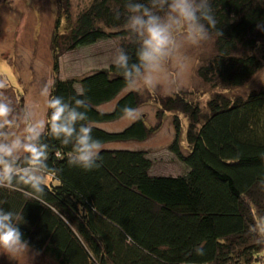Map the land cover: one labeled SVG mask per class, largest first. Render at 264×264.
Masks as SVG:
<instances>
[{
    "label": "trees",
    "instance_id": "trees-1",
    "mask_svg": "<svg viewBox=\"0 0 264 264\" xmlns=\"http://www.w3.org/2000/svg\"><path fill=\"white\" fill-rule=\"evenodd\" d=\"M152 7V0H91L66 30L57 19L51 40L54 83L50 99L60 97L69 108L87 112L79 127H93L102 141L99 168L69 166L72 143L64 145L49 124L35 141L44 146L47 169L44 204L27 199L21 191L0 188V208L24 217L21 230L31 248L55 264H254L264 250V87L230 97L215 93L207 110L177 91L159 97L157 124L145 117L119 131L102 123L123 116L125 106L139 108L145 99L139 91H126L124 69L111 63L82 77H61L60 58L104 40L119 38L120 54L137 63L140 40L125 30L126 5ZM217 19L210 34L215 54L197 73L207 84L241 88L264 66V0H209ZM222 32V35L219 33ZM82 93V94H80ZM83 100L86 107H77ZM115 101L114 108L100 106ZM173 117L174 138L169 150L184 162L180 174L155 175V162L146 150L117 148L116 142L145 141ZM52 110L48 108L47 120ZM188 119L187 146L182 145V121ZM109 145V147H108ZM186 149V150H185ZM27 153L16 156L26 165ZM261 241V243H257ZM203 252V254H199Z\"/></svg>",
    "mask_w": 264,
    "mask_h": 264
},
{
    "label": "rangeland",
    "instance_id": "rangeland-1",
    "mask_svg": "<svg viewBox=\"0 0 264 264\" xmlns=\"http://www.w3.org/2000/svg\"><path fill=\"white\" fill-rule=\"evenodd\" d=\"M91 0H0V102L9 105L8 116L10 123L0 128V142L10 143L19 137L24 141L25 129L37 120H47V101L50 99L51 87L54 83L53 54L51 40L60 17L62 31L66 30L67 17L74 21L78 14ZM176 48L164 62L163 71L158 74V81L153 88H147L137 80L126 87L139 91L145 103L137 110L145 117L148 125L157 124L154 103L159 97L171 95L177 91H188L189 97L207 110V102L215 93H223L230 97L247 94L253 89L264 87V66L241 88H225L220 85L212 86L205 83L198 75V67L215 54V37L199 46L187 45L182 30L173 33ZM119 38L101 41L91 46H85L71 52H65L60 58L61 77H82L95 70L106 68L116 61L120 55ZM187 65L179 68L178 62ZM47 87L48 95L42 94ZM154 101V102H153ZM115 101L99 107L102 111L114 108ZM175 113L165 115L163 125L157 133L145 141L116 142L117 148L146 150L150 152L155 162L152 173L155 175L180 174L187 170L184 162L175 158L169 150L175 134L173 117ZM182 121V145L188 147L186 129L188 119L180 114ZM132 120L122 118L102 123L107 130L119 131L127 127ZM45 128V127H44ZM41 130V132L44 130ZM108 145V147H109ZM186 150V149H185ZM25 152L20 151L16 156ZM259 262L264 264V250L259 254ZM0 264H55L43 253L28 250L15 257L0 254Z\"/></svg>",
    "mask_w": 264,
    "mask_h": 264
},
{
    "label": "clouds",
    "instance_id": "clouds-1",
    "mask_svg": "<svg viewBox=\"0 0 264 264\" xmlns=\"http://www.w3.org/2000/svg\"><path fill=\"white\" fill-rule=\"evenodd\" d=\"M167 5L164 16L155 14L151 8L144 4L134 3L126 5L131 15L125 30L137 35L140 48L137 52V63L129 67V57L121 52L114 64L124 69L122 76L128 83L140 80L147 88H153L158 81V74L163 71L164 62L172 55L176 48L173 33L182 30L184 41L190 46H199L210 39V29H215L217 19L209 0H152V7L163 9ZM264 31V25H257ZM222 35V32L219 33ZM179 68L187 67L182 61ZM0 83V87H2ZM136 89H130L135 91ZM47 96L48 88L42 90ZM82 94V93H80ZM77 107H86L83 100L76 101ZM47 107L52 110L50 119L37 120L25 129L22 142L19 137L8 142H0V188L10 191H21L26 198L44 204L43 196L46 187L44 171L47 169V159L44 146H38L35 141L41 135L45 124H49L52 134L61 138V143H72V150L67 155L69 166H78L84 170L99 168L97 161H102V141L94 137L93 127L81 125L77 131L75 125L78 121L87 120V112L69 108L60 97L47 101ZM8 104L0 102V128L10 123L7 119L10 114ZM122 113L132 121L139 119L140 113L135 108L125 106ZM20 151L27 153L26 165L16 166V154ZM0 203H4L0 201ZM21 221L24 217L14 211H5L0 208V254L15 257L31 248L29 240L24 238L21 230ZM259 232L264 236V225ZM261 243V241H257ZM199 254H203L200 252Z\"/></svg>",
    "mask_w": 264,
    "mask_h": 264
}]
</instances>
